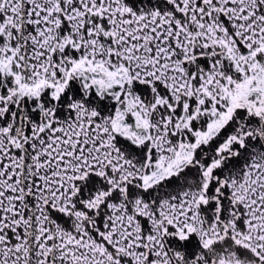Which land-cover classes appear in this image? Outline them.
I'll return each instance as SVG.
<instances>
[{
  "label": "snow or ice",
  "instance_id": "snow-or-ice-1",
  "mask_svg": "<svg viewBox=\"0 0 264 264\" xmlns=\"http://www.w3.org/2000/svg\"><path fill=\"white\" fill-rule=\"evenodd\" d=\"M0 264H264V0H0Z\"/></svg>",
  "mask_w": 264,
  "mask_h": 264
}]
</instances>
